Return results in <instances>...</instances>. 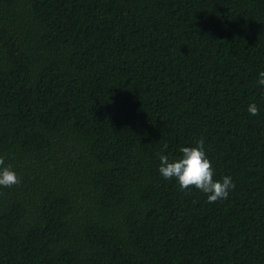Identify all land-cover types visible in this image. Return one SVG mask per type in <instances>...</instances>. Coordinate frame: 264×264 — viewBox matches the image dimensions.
I'll return each mask as SVG.
<instances>
[{
  "label": "trees",
  "instance_id": "16d2710c",
  "mask_svg": "<svg viewBox=\"0 0 264 264\" xmlns=\"http://www.w3.org/2000/svg\"><path fill=\"white\" fill-rule=\"evenodd\" d=\"M262 70L264 0H0V264H264Z\"/></svg>",
  "mask_w": 264,
  "mask_h": 264
},
{
  "label": "clouds",
  "instance_id": "9594fccd",
  "mask_svg": "<svg viewBox=\"0 0 264 264\" xmlns=\"http://www.w3.org/2000/svg\"><path fill=\"white\" fill-rule=\"evenodd\" d=\"M256 84L264 89V70L257 73ZM249 115H257L259 108L255 102L246 106ZM164 149L167 145L163 146ZM180 155L170 158L169 155L158 154V174L165 180L174 181L181 191L196 190L203 193L209 203L227 199L234 188L230 175L215 179V170L206 155L203 140H197L194 146H182L178 149ZM18 175L4 165L0 159V187H11L19 184Z\"/></svg>",
  "mask_w": 264,
  "mask_h": 264
}]
</instances>
